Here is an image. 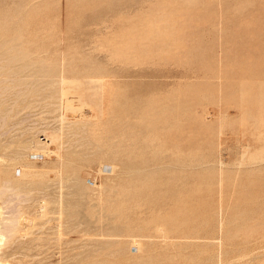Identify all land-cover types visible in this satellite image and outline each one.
I'll return each mask as SVG.
<instances>
[{"label":"rangeland","instance_id":"obj_1","mask_svg":"<svg viewBox=\"0 0 264 264\" xmlns=\"http://www.w3.org/2000/svg\"><path fill=\"white\" fill-rule=\"evenodd\" d=\"M0 29L1 264H264V0H0Z\"/></svg>","mask_w":264,"mask_h":264},{"label":"bare ground","instance_id":"obj_2","mask_svg":"<svg viewBox=\"0 0 264 264\" xmlns=\"http://www.w3.org/2000/svg\"><path fill=\"white\" fill-rule=\"evenodd\" d=\"M27 4H28V3H18V5H19V7H20V11L18 12V11H15V10H14V12L16 13V18L14 17V19H12V20H13V23H14L15 25H16V22H17V23H21V22H22V24H21L20 27L18 28L20 31L23 29V25H24V23H23V19H25L26 16H27V12H26ZM19 7H18V8H19ZM21 28H22V29H21ZM0 31H1V29H0ZM8 31H9V30H8ZM14 32H16V31H14ZM0 33H1V32H0ZM3 33H6V32H3ZM3 33H2V34H3ZM13 38H15V35L13 36ZM13 38H12V39L10 38L11 40H10V39H9V40L6 39V40H4L3 43L0 42V43L2 44V46H3V44H4V46H6V47H4V48H5V51L7 50L6 48H11L10 46L12 45V43L14 44L15 39H13ZM0 48H1V47H0ZM15 48H16V47H15ZM14 50L18 51L17 48L14 49ZM14 50H12V51H14ZM0 51H3V50L1 49ZM7 51H8V50H7ZM16 51H15L14 53H16ZM23 51H24V50L18 51L20 54L17 52V55L12 56V57H14V58H16V57H17V58H18V57H21V59H22V58H25L27 53H26V51H24V52H23ZM6 53H7V52H6ZM8 53L10 54L9 51H8ZM9 54H8V55H9ZM0 55H1V54H0ZM2 55H3V52H2ZM4 55H5V54H4ZM8 55H7V56H8ZM13 55H14V54H13ZM9 56H10V55H9ZM12 57L10 56L11 59H12ZM1 58H2L1 60H3V59L5 60V59H6V57L4 58V56L1 57ZM7 58H8V57H7ZM14 58H13V59H14ZM28 58H29V57H28ZM8 59H9V58H8ZM19 59H20V58H19ZM1 60H0V62H1ZM6 60H7V59H6ZM6 60H5V61H6ZM22 60H23V59H22ZM12 61H13V60H12ZM15 61H18V59H17V60L15 59ZM20 61H21V60H20ZM27 61H28V60H27ZM6 62H7L8 64H11L9 60H7ZM13 62H14V61H13ZM13 62H12V63H13ZM18 62H19V61H18ZM15 63H16V62H15ZM21 63H22V62H21ZM24 63H27V62H23V63H22V64L24 65L23 67H25V65H26V64H24ZM22 64H21V66H22ZM27 64H28V63H27ZM1 65H2V64H1ZM28 65H29V64H28ZM5 67H6V66H5ZM23 67H22V68H23ZM27 68H28V67H27ZM1 69H2V67H1ZM23 72H24V71H23ZM0 74H1V73H0ZM13 74H15V73H13ZM2 75H3V74H2ZM4 79H5V78H4ZM2 80H3V79H1V81H2ZM1 81H0V82H1ZM14 81H15V80H14ZM5 82H6V81H5ZM5 223H8V222L0 221V241L3 239L2 234L4 233L3 231H4L5 228H4L3 226H4ZM0 264H1V263H0Z\"/></svg>","mask_w":264,"mask_h":264}]
</instances>
